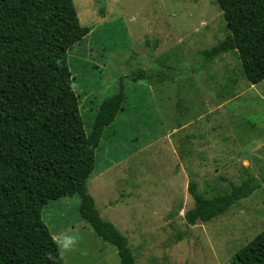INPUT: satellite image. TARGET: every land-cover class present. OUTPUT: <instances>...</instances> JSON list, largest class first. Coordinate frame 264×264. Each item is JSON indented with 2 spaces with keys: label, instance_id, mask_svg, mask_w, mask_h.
<instances>
[{
  "label": "rangeland",
  "instance_id": "rangeland-1",
  "mask_svg": "<svg viewBox=\"0 0 264 264\" xmlns=\"http://www.w3.org/2000/svg\"><path fill=\"white\" fill-rule=\"evenodd\" d=\"M72 2L90 29L67 52L85 133L120 84L126 95L94 151L86 188L96 209L127 237L136 264H228L264 229V80L247 81L235 50L210 61L199 53L228 33L216 0ZM138 69L144 77L132 80ZM248 176L263 181L248 198L186 224L189 181L212 197ZM78 207L63 195L41 210L62 263L120 264Z\"/></svg>",
  "mask_w": 264,
  "mask_h": 264
},
{
  "label": "trees",
  "instance_id": "trees-1",
  "mask_svg": "<svg viewBox=\"0 0 264 264\" xmlns=\"http://www.w3.org/2000/svg\"><path fill=\"white\" fill-rule=\"evenodd\" d=\"M216 3L228 33L199 53L210 61L235 50L247 81L259 83L264 80V0ZM89 31L72 0H0V264H63L41 218L43 205L63 195L78 197L79 218L115 247L120 264H136L127 237L100 216L86 188L103 129L126 100L120 84L100 103L85 133L67 52ZM129 76L141 79L144 71ZM262 183L248 176L230 184L229 192L207 197L189 181L193 206L183 213L186 224L227 213ZM228 264H264V229Z\"/></svg>",
  "mask_w": 264,
  "mask_h": 264
},
{
  "label": "clouds",
  "instance_id": "clouds-1",
  "mask_svg": "<svg viewBox=\"0 0 264 264\" xmlns=\"http://www.w3.org/2000/svg\"><path fill=\"white\" fill-rule=\"evenodd\" d=\"M101 216V215H100Z\"/></svg>",
  "mask_w": 264,
  "mask_h": 264
},
{
  "label": "crops",
  "instance_id": "crops-1",
  "mask_svg": "<svg viewBox=\"0 0 264 264\" xmlns=\"http://www.w3.org/2000/svg\"><path fill=\"white\" fill-rule=\"evenodd\" d=\"M112 223V222H111Z\"/></svg>",
  "mask_w": 264,
  "mask_h": 264
}]
</instances>
